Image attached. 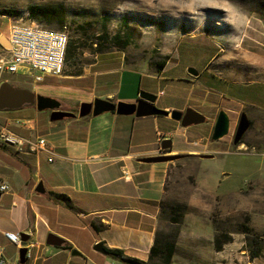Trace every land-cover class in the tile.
Returning <instances> with one entry per match:
<instances>
[{
	"label": "crops",
	"instance_id": "obj_1",
	"mask_svg": "<svg viewBox=\"0 0 264 264\" xmlns=\"http://www.w3.org/2000/svg\"><path fill=\"white\" fill-rule=\"evenodd\" d=\"M10 24V20L5 24L3 20L0 22V36L4 34L8 39ZM193 39L200 41L203 52L212 53L201 62L188 59L181 77L166 78L178 66V57L190 54L185 45ZM259 44L252 48L239 44L225 49L207 33L198 32L181 36L155 73L124 68L119 57V67L94 72L101 78L106 73L117 75L110 79L115 82L113 90L104 95L112 102H136L140 91L155 94L157 100L164 95L163 83L168 78L174 80L175 86L188 94L179 105L168 101L159 105L155 101V106L166 111V115L137 117L106 112L51 121L48 110L38 111L34 106L0 111L2 123L31 141L43 138L47 148L33 151L26 146L16 150L0 144V179L10 185L9 191L0 193L2 264H20V247L10 242L5 232L28 234L29 256L24 264H126L94 250L97 242H102L103 247L122 250L126 257L147 261L163 214L166 179L172 164L171 161L143 162L144 157L165 154L192 158L193 155L201 161L221 162L227 166L225 170H232V166L241 180L264 177L263 153L235 152L225 145L223 138L211 139L220 110L236 118L245 114L249 121L264 119V96L248 92L237 95L240 86L264 83V44ZM6 50L0 44V55L7 53ZM125 70L135 71L138 82L128 79V86L119 83L118 75ZM211 75L237 85V90L231 91L228 98L218 96L208 87ZM3 81L10 82L8 75L0 77V83ZM188 107L203 114L204 122L210 123L205 137L192 130V125L184 127L170 117L171 110L184 111ZM164 139L171 140L166 151L160 148ZM203 154L211 157L202 158ZM40 181L44 193L35 191ZM242 188L225 187L210 193L226 198ZM201 219L195 216L193 223L204 226L208 250L223 252L226 244L219 251L214 248L213 220L208 215ZM49 233L60 236L71 249L47 245ZM73 249L80 255H72ZM258 258L254 257L248 264H264V259Z\"/></svg>",
	"mask_w": 264,
	"mask_h": 264
},
{
	"label": "rangeland",
	"instance_id": "obj_2",
	"mask_svg": "<svg viewBox=\"0 0 264 264\" xmlns=\"http://www.w3.org/2000/svg\"><path fill=\"white\" fill-rule=\"evenodd\" d=\"M47 3L63 4L62 24L55 20L40 23L31 17L30 5ZM0 18L4 24L8 20L12 23L30 19L47 28L66 30V63L59 77L44 76L42 82H36L26 69L8 77L13 85L53 97L60 102V109L75 114L81 102H92L96 97L108 99L104 95L113 90L114 80L99 79L94 72L119 67L118 57L124 68L155 73L183 35L204 32L225 49L239 44L251 48L264 44V0H0ZM199 42L193 39L185 45L190 54L178 57V66L166 78L181 77L188 59L201 62L212 53L203 52ZM128 70L118 75V82L122 81L124 86L128 79L138 82V74ZM209 79L208 87L218 96L228 98L231 91L237 90V85L218 77L211 75ZM168 80L162 85L164 95L156 103L168 101L179 105L188 93L176 87L174 80ZM247 92L264 96V83L240 86L237 95ZM48 112L50 119L51 111ZM228 117L229 131L222 137L225 145L235 152L264 154V119L250 120L240 142L234 144L239 117ZM209 124L206 121L192 125V130L205 137L204 133L211 128ZM181 156L170 162L157 233L159 239L176 243L171 264H248L252 253L264 259V177L241 180L232 166V170H225L227 166L213 159L201 161L193 155ZM225 187L243 188L226 198L210 193ZM179 214L178 222L173 223L171 216ZM207 215L217 231L232 238L223 252L208 250L204 226L193 223L195 216L203 220Z\"/></svg>",
	"mask_w": 264,
	"mask_h": 264
},
{
	"label": "water",
	"instance_id": "obj_3",
	"mask_svg": "<svg viewBox=\"0 0 264 264\" xmlns=\"http://www.w3.org/2000/svg\"><path fill=\"white\" fill-rule=\"evenodd\" d=\"M0 44L5 48L10 47V43L8 39L4 36H0ZM195 73V72H194ZM156 101V95L146 91H140L139 97L136 102H112L108 99H103L96 97L92 102H81L78 107L77 114L64 111L60 109V102L50 96L36 94L32 90L17 87L8 81H3L0 83V111H10V110H18L24 107L34 106L38 111L48 110L50 112V120H59L64 117H74L77 115L78 117H86V116H98L102 113L106 112H115L118 115H135L137 117L148 116V115H160L167 114L166 111L155 106L154 102ZM170 117L176 121H180V124L184 127L202 123L205 121V116L192 108H186L184 111L180 110H171ZM250 125L249 120L247 119L245 114H241L237 123L236 131L233 138V143L238 144L240 142L241 137L246 132ZM229 131V117L224 110H220L217 114L213 131L211 134V139L216 141L221 139L225 135H227ZM171 147V140L164 139L160 144V148L163 151L168 150ZM182 157L181 155H154L144 157L141 160L143 162L154 163V162H164V161H172L174 159H178ZM202 158H209L211 155L203 154ZM35 191L38 193H44V187L42 182H38L35 187ZM21 239V247L19 248V263L24 264L26 260L27 253V241L28 234L20 233ZM46 244L52 247H60L65 242L64 240L54 234L49 233L46 236L45 240ZM94 250L106 254V251L103 247L102 242H97L94 245ZM72 255H80V252L76 249L71 251Z\"/></svg>",
	"mask_w": 264,
	"mask_h": 264
},
{
	"label": "built area",
	"instance_id": "obj_4",
	"mask_svg": "<svg viewBox=\"0 0 264 264\" xmlns=\"http://www.w3.org/2000/svg\"><path fill=\"white\" fill-rule=\"evenodd\" d=\"M7 53L0 55V77L26 69L34 81L42 82L44 76L59 77L66 63L68 34L64 29L44 27L37 21L12 22L9 25ZM0 144L23 150L26 146L33 151L47 150L43 138L31 141L0 121ZM10 190L7 181L0 179V193ZM10 242L21 247L18 233L5 232ZM27 247V246H26ZM26 256H29L27 247ZM3 260L0 261V264Z\"/></svg>",
	"mask_w": 264,
	"mask_h": 264
},
{
	"label": "trees",
	"instance_id": "obj_5",
	"mask_svg": "<svg viewBox=\"0 0 264 264\" xmlns=\"http://www.w3.org/2000/svg\"><path fill=\"white\" fill-rule=\"evenodd\" d=\"M28 12L40 23L50 24L52 21H57V23L62 24L65 17L64 6L61 3H47V4H32L28 7ZM2 19L0 18V22ZM68 47V45H67ZM67 54V51H66ZM114 79L116 77L115 73L111 74H104L99 79ZM164 204V203H163ZM164 210V207H163ZM162 210V211H163ZM180 214L178 216H171L173 223L178 222ZM174 233L177 232L176 229L173 231ZM158 233V232H157ZM174 235V234H173ZM232 240L229 234L224 232L217 231L214 234V248L215 250L219 251L222 249L223 245L230 242ZM61 249H71V245L65 242L62 246L58 247ZM176 243L174 241L168 240H161L156 236V240L154 245L152 246L147 261H142L137 258L126 257L122 250L120 249H111L104 247L106 251V255L112 259L119 260L126 264H171L173 261V255L175 252ZM256 257V254L252 253L250 258L253 259Z\"/></svg>",
	"mask_w": 264,
	"mask_h": 264
}]
</instances>
